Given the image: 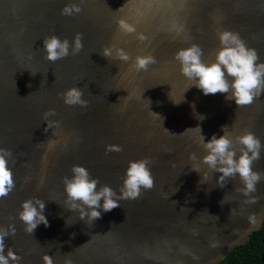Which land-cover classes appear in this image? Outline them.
<instances>
[{
	"label": "water",
	"instance_id": "water-1",
	"mask_svg": "<svg viewBox=\"0 0 264 264\" xmlns=\"http://www.w3.org/2000/svg\"><path fill=\"white\" fill-rule=\"evenodd\" d=\"M72 2L81 11L61 15ZM121 18L136 32L122 33ZM223 30L239 33L264 61V0H0V148L11 150L15 182L0 198V227H15L5 253L11 249L18 264H45V255L53 264H218L249 240L264 221V147L252 163L261 179L245 196L238 176L219 181L204 164L192 170L205 154L195 127L207 140L227 125L233 138L252 132L264 145V93L239 107L225 94L203 95L174 59L197 44L203 62H213ZM77 33L78 53L70 47L62 59L45 58V37L71 45ZM109 45L130 60L103 57ZM138 55L155 63L138 71ZM73 87L86 106L64 103ZM49 109L55 115L46 118ZM143 158L154 184L137 198L119 200L94 221L65 203L63 178L73 165L119 195L128 162ZM33 197L45 202L48 226L28 234L18 212Z\"/></svg>",
	"mask_w": 264,
	"mask_h": 264
},
{
	"label": "clouds",
	"instance_id": "clouds-1",
	"mask_svg": "<svg viewBox=\"0 0 264 264\" xmlns=\"http://www.w3.org/2000/svg\"><path fill=\"white\" fill-rule=\"evenodd\" d=\"M80 11L79 4L72 2L65 4L60 14L71 16ZM116 23L118 29L124 34L136 32L135 24L129 23L126 19H118ZM137 38L140 41L145 40L142 34H138ZM217 38L220 46L211 63L203 62V50L197 44L179 49L174 59L180 65V72L192 82L190 87L195 86L203 95L221 93L225 94V100L232 101L237 107L249 105L264 93V61H260L257 51L247 46L237 32L223 30L217 33ZM42 45L45 58L51 62L68 56L70 47L73 55L82 47L79 33L71 45L67 39L61 40L56 35L45 37ZM100 54L105 58L111 57L124 62L130 60L128 53L115 45L103 48ZM152 63H155V59L151 55H138L135 57L133 67L138 71L144 70ZM62 95L67 105H87L78 87L67 89ZM192 107L194 108V105ZM50 115H55L54 109H49L45 113L46 118ZM203 118L201 116V120ZM54 124L58 122L46 120V127ZM226 127L227 125L221 126L222 135L217 136L213 133L207 140L202 134L201 127L199 125L195 127L199 129L198 142L205 154L192 170L200 172L199 164H204L208 171L220 174L219 181L238 176L242 184L239 191L248 196L256 191V185L262 176V173L253 170L252 163L260 159L264 145L252 132H244L233 138L225 132ZM53 143L49 141V146ZM237 145L240 147L237 148ZM106 150L119 151L120 149L118 146H108ZM11 156V150L0 148V198L6 196L15 187L13 172L9 166ZM190 159L196 161L197 157L192 154ZM150 163L149 158L128 162L119 195L107 184L98 187V178L92 177L85 167L73 165L71 176L63 178L65 203L70 209L78 210L82 220L99 219L102 213L118 207L119 200L135 199L139 196L141 188L153 187ZM203 176L206 178L207 172L203 173ZM223 201L224 198L220 204ZM20 207L18 219L24 224L26 233L31 234L40 224L48 226L43 200L33 197L23 201ZM13 234H15L14 226L9 225L7 229L0 227V264H18L20 258L11 249H8L6 253L4 251L5 238ZM43 260L45 264H53L48 255H45ZM66 264L71 262L66 261Z\"/></svg>",
	"mask_w": 264,
	"mask_h": 264
},
{
	"label": "trees",
	"instance_id": "trees-1",
	"mask_svg": "<svg viewBox=\"0 0 264 264\" xmlns=\"http://www.w3.org/2000/svg\"><path fill=\"white\" fill-rule=\"evenodd\" d=\"M218 264H264V221L246 243L235 247Z\"/></svg>",
	"mask_w": 264,
	"mask_h": 264
}]
</instances>
